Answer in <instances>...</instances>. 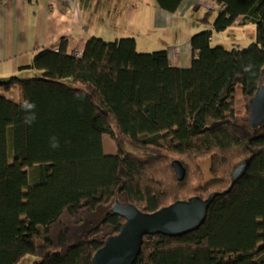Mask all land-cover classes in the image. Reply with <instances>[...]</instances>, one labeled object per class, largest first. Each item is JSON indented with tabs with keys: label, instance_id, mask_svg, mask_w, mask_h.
Instances as JSON below:
<instances>
[{
	"label": "trees",
	"instance_id": "16d2710c",
	"mask_svg": "<svg viewBox=\"0 0 264 264\" xmlns=\"http://www.w3.org/2000/svg\"><path fill=\"white\" fill-rule=\"evenodd\" d=\"M155 1L171 14L184 2ZM215 1L211 27L191 38L189 68L173 67L167 49L138 52L133 38L93 37L81 57L63 39L26 66L35 77L0 83V264L28 254L40 258L34 264H92L125 224L112 212L117 201L154 213L207 199L227 191L245 161L199 230L146 236L135 264H264V124L251 125L249 110L264 86V0ZM240 17L255 41L212 46L214 32ZM25 99L36 105L30 126ZM104 135L116 154L105 153ZM174 159L187 170L181 183Z\"/></svg>",
	"mask_w": 264,
	"mask_h": 264
},
{
	"label": "crops",
	"instance_id": "0c3cea01",
	"mask_svg": "<svg viewBox=\"0 0 264 264\" xmlns=\"http://www.w3.org/2000/svg\"><path fill=\"white\" fill-rule=\"evenodd\" d=\"M218 10L215 0H184L174 14L160 10L155 0H0V83L36 75L26 66L38 51L59 47L63 39L68 54L78 56L93 37L133 38L137 50L143 42L144 48L167 49L173 67L189 68L191 38L211 27ZM157 33L162 36L152 40ZM11 92L17 97V88Z\"/></svg>",
	"mask_w": 264,
	"mask_h": 264
},
{
	"label": "water",
	"instance_id": "95a60500",
	"mask_svg": "<svg viewBox=\"0 0 264 264\" xmlns=\"http://www.w3.org/2000/svg\"><path fill=\"white\" fill-rule=\"evenodd\" d=\"M251 125L264 124V86L260 87L249 104ZM176 180H185L187 170L179 160L172 161ZM248 161L233 172V182L223 193L211 194L207 199L200 197L188 201H177L154 213H143L130 204L117 201L112 208L113 214L125 220L120 233L110 237L93 257L92 264H135L146 236L162 235L180 238L199 230L205 223L208 211L215 199L225 195L234 187L238 177L246 170Z\"/></svg>",
	"mask_w": 264,
	"mask_h": 264
},
{
	"label": "rangeland",
	"instance_id": "374dc122",
	"mask_svg": "<svg viewBox=\"0 0 264 264\" xmlns=\"http://www.w3.org/2000/svg\"><path fill=\"white\" fill-rule=\"evenodd\" d=\"M162 36L161 33H157V35L153 36L152 40H158V37ZM212 46H224L226 49L231 50L234 48V46H239L240 48L247 47L250 43L255 41V26L252 24L249 25H241L238 27H231L225 32L217 33L214 32L212 41ZM115 41V40H113ZM151 42V41H150ZM144 43H140L138 52L140 53H150L157 51L158 49L152 50L149 48H144ZM147 47L154 46V44H146ZM34 76V72L27 78H32ZM67 83H71V81H67ZM103 142H104V151L108 155L116 154L117 153V146L115 142L112 140V138L109 137V135L103 136ZM179 160V159H174ZM180 161V160H179ZM201 166L203 167V170L205 172V179H211L212 174L210 172V161L202 160ZM40 261V258L34 256V255H25L19 262V264H34L35 262Z\"/></svg>",
	"mask_w": 264,
	"mask_h": 264
},
{
	"label": "clouds",
	"instance_id": "9594fccd",
	"mask_svg": "<svg viewBox=\"0 0 264 264\" xmlns=\"http://www.w3.org/2000/svg\"><path fill=\"white\" fill-rule=\"evenodd\" d=\"M251 67H252L251 65H248L245 68V71H249L251 69ZM19 108L25 113L24 123L26 125H29V126L32 123H34V121L36 119V113H35L36 105L33 102L25 99V100H23L22 103L19 104ZM50 147L53 149L59 147V142L55 136L50 138Z\"/></svg>",
	"mask_w": 264,
	"mask_h": 264
},
{
	"label": "built area",
	"instance_id": "2783aa9c",
	"mask_svg": "<svg viewBox=\"0 0 264 264\" xmlns=\"http://www.w3.org/2000/svg\"><path fill=\"white\" fill-rule=\"evenodd\" d=\"M78 56H81L82 55V53L80 52L79 54H77Z\"/></svg>",
	"mask_w": 264,
	"mask_h": 264
}]
</instances>
